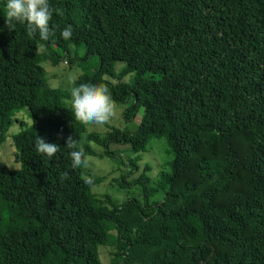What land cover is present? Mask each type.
<instances>
[{
  "label": "trees",
  "instance_id": "16d2710c",
  "mask_svg": "<svg viewBox=\"0 0 264 264\" xmlns=\"http://www.w3.org/2000/svg\"><path fill=\"white\" fill-rule=\"evenodd\" d=\"M5 4L0 145L22 125L14 114L30 123L11 136L18 169L0 165V264H100L109 236V264H264V0H49L48 41L25 25L9 31ZM61 62L82 72L71 87L108 86L124 106L122 131L86 133L70 94L46 87L40 64ZM69 135L86 157L89 143L107 158L110 145L128 147L129 171L152 140L170 161L155 180L121 175L119 187L140 198L117 203L93 192L88 167H71ZM37 136L60 150L38 153Z\"/></svg>",
  "mask_w": 264,
  "mask_h": 264
},
{
  "label": "rangeland",
  "instance_id": "374dc122",
  "mask_svg": "<svg viewBox=\"0 0 264 264\" xmlns=\"http://www.w3.org/2000/svg\"><path fill=\"white\" fill-rule=\"evenodd\" d=\"M6 1V0H5ZM40 66L45 72L46 87L49 89L65 90L69 94V89L72 83L79 79L82 72L76 68H69L65 63L61 62L56 66H50L47 63H41ZM119 65H116V69ZM113 83L114 80H111ZM123 83L128 82V76L121 80ZM67 106L72 109L70 105V98L67 100ZM118 117L114 119L111 124L104 127H88L86 126V133L105 134L112 129L122 131L124 129V122L121 118V112L124 106H117ZM140 111L136 114L131 123L127 124V127L131 130L135 129L140 121ZM14 118L17 119L22 125L12 124L7 132L3 143L0 145V165H3L7 170H17L19 165L16 162V152L12 146L11 136L17 134L20 129H25L26 125L30 123V120L24 110H21L14 114ZM91 148L95 151L94 156H88V170L93 172L98 178V186L93 190L96 195H108L114 198L117 203H121L126 197L134 196L140 198L139 189H121L119 187L120 176L125 172H129L130 176L126 178L125 182L131 181L137 178L142 173L151 180H155L160 171H166V164L170 161V156L167 155L165 144L161 139L152 140L145 153L139 154V160L136 162V169L129 171L127 166V159L129 157L134 158L126 146L110 145L109 151H113L116 155L112 158L104 157L100 154V148L96 145L89 143ZM159 199V197H156ZM113 239L108 237L106 243L97 248V256L100 264H109L113 255Z\"/></svg>",
  "mask_w": 264,
  "mask_h": 264
},
{
  "label": "clouds",
  "instance_id": "9594fccd",
  "mask_svg": "<svg viewBox=\"0 0 264 264\" xmlns=\"http://www.w3.org/2000/svg\"><path fill=\"white\" fill-rule=\"evenodd\" d=\"M5 10V27L9 31L15 30L16 25L21 24L25 25L29 37H34L38 33L41 41H48L51 35H55L56 26L51 24V21L56 10L50 6L49 0H6ZM72 34L71 25L66 26L60 33L65 40L70 39ZM69 92L74 118L80 124L88 127H104L118 117L116 103L106 84L85 82L71 87ZM35 145L38 153L49 158L60 150L59 144L46 142L40 136L36 137ZM65 147L70 149L73 169L88 166L87 157L79 147L77 139L69 135L65 139ZM68 178L67 171L61 174V179ZM83 181L86 185L93 184L91 176H84Z\"/></svg>",
  "mask_w": 264,
  "mask_h": 264
}]
</instances>
